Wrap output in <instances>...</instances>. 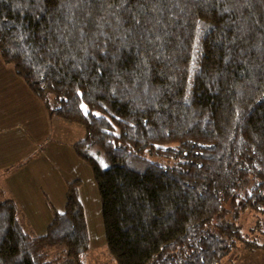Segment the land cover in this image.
<instances>
[{
    "label": "trees",
    "instance_id": "obj_1",
    "mask_svg": "<svg viewBox=\"0 0 264 264\" xmlns=\"http://www.w3.org/2000/svg\"><path fill=\"white\" fill-rule=\"evenodd\" d=\"M0 57L50 115L84 127L73 147L117 264L260 247L237 221L264 208V0H0ZM80 184L63 211L49 203L42 235L0 201V264H59L53 246L86 264Z\"/></svg>",
    "mask_w": 264,
    "mask_h": 264
},
{
    "label": "rangeland",
    "instance_id": "obj_2",
    "mask_svg": "<svg viewBox=\"0 0 264 264\" xmlns=\"http://www.w3.org/2000/svg\"><path fill=\"white\" fill-rule=\"evenodd\" d=\"M7 85L10 87L12 84L8 82ZM45 110L52 124L45 135L48 137L45 142L36 141V138H43L41 134L34 137L35 133H24L25 127L22 126L11 129L13 133H24L20 138L8 135L4 147L0 142V201L13 199L18 205L24 229L32 235H42L53 218L49 203L63 211L68 183L80 180L79 194L90 237L86 264H117L108 253L102 203L92 169L73 147V143L83 135L84 127L52 116ZM101 161L105 163L104 159ZM22 162L25 163L19 166ZM240 214L237 224L245 240L260 247L255 246L251 250L239 242L220 264H264V208L246 209ZM46 252L50 260L57 256L59 264H75L68 258L65 247H49Z\"/></svg>",
    "mask_w": 264,
    "mask_h": 264
},
{
    "label": "crops",
    "instance_id": "obj_3",
    "mask_svg": "<svg viewBox=\"0 0 264 264\" xmlns=\"http://www.w3.org/2000/svg\"><path fill=\"white\" fill-rule=\"evenodd\" d=\"M8 82L12 84L10 87L7 85ZM51 125L44 106L33 96L26 83L0 57V142L3 147L6 145L8 135L20 138L27 132L35 133L34 137L41 134L43 138H36V141L45 142L48 139L45 135L50 131ZM16 126L25 127V132L13 133L11 129H16Z\"/></svg>",
    "mask_w": 264,
    "mask_h": 264
}]
</instances>
